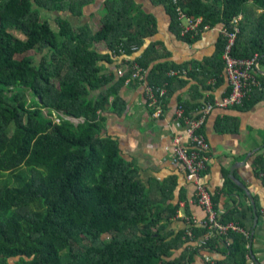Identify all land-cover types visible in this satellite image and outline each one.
I'll return each instance as SVG.
<instances>
[{"label":"trees","instance_id":"1","mask_svg":"<svg viewBox=\"0 0 264 264\" xmlns=\"http://www.w3.org/2000/svg\"><path fill=\"white\" fill-rule=\"evenodd\" d=\"M94 2L0 0V264H193L200 250L188 244L187 229L167 231L179 211V203L172 201L176 182L159 185L162 195L156 196L139 170L122 158L118 143L103 134L101 112L125 107L118 92L129 73L109 86L113 78L102 73L101 63L110 56L95 46L105 44L117 54L123 48L128 56L134 55L133 45L142 49L134 61L148 71L150 85L169 83L170 91L187 80L168 77L174 66L161 61L168 54L159 52L157 43L146 45L156 34V20L135 12L131 0L105 1L97 31L90 25L73 27L61 16L55 31L42 16L49 11L79 17ZM154 2L167 7L180 35L175 8L167 0ZM181 4L189 16L202 17L211 27H230L242 14L233 55H259L264 66V0ZM31 51L42 58L38 61ZM222 62L214 73L204 65L193 67L189 78L219 79ZM258 79L262 89L237 108L249 110L264 101V75ZM54 111L84 122L75 125L61 117L56 123L50 119ZM255 166L264 173L263 156ZM222 219L232 220L230 214ZM192 229L195 240L208 232ZM229 236L230 245L224 237L211 238L207 251L222 256L217 264H247L250 238Z\"/></svg>","mask_w":264,"mask_h":264},{"label":"crops","instance_id":"2","mask_svg":"<svg viewBox=\"0 0 264 264\" xmlns=\"http://www.w3.org/2000/svg\"><path fill=\"white\" fill-rule=\"evenodd\" d=\"M105 1L95 0L84 8L79 17L69 12H47L53 14L56 27L55 19L61 16L73 27L90 25L93 31H97L102 26L100 11ZM131 1L135 12L151 15L156 20V34L147 39L146 45L157 43L159 52L168 54L161 61H169L173 69L185 68L188 77L184 78L187 80L185 84L178 81L171 87L169 95L163 100L165 111L159 119L151 116L143 86L133 83L120 87L118 94L125 107L116 112L109 107L101 112L103 134L118 143L122 158L139 170L140 179L156 196L162 195L159 185L173 186L176 182L172 201L179 203V211L167 231L177 234L186 230L189 218L193 219L197 228H204L206 213L194 202L195 187L173 161V139L184 133V124L176 117L179 106L190 113L204 101L215 102L230 93V85L222 68L219 79L214 77L204 82L203 75L189 78L193 67L202 69L204 65L206 72L218 71L223 63V37L218 30L211 29L189 41L177 33L165 5L156 4L154 0ZM260 13L262 10H257V14ZM95 48L101 54L110 56L109 62H102L101 67L103 74L113 78L109 85L112 86L120 78L121 59L116 58L105 44H97ZM142 52L140 49L132 59L141 56ZM259 74L264 75L261 64ZM224 120L227 121L221 123ZM202 133L209 144V163L204 181L214 198L216 209L223 215L230 214L232 220L239 221L254 235L250 255L261 261L264 258V173H258L255 160L258 156L264 157V101L249 110L215 108L207 118ZM241 185L249 190L252 199ZM254 206L257 208L256 214ZM193 264L206 263L196 256Z\"/></svg>","mask_w":264,"mask_h":264},{"label":"built area","instance_id":"3","mask_svg":"<svg viewBox=\"0 0 264 264\" xmlns=\"http://www.w3.org/2000/svg\"><path fill=\"white\" fill-rule=\"evenodd\" d=\"M174 8L177 18L180 23L181 36L196 38L203 32L216 29L219 31L225 42L222 52V59L224 61V73L230 85V93L215 102L204 101L196 110L187 113L183 106H179L176 112L178 120L184 124V133L177 135L173 139L174 154L173 161L182 169L186 175L187 181L195 187V200L206 213V220L202 227L207 229V234L195 240L193 234V227H196L192 218L188 219L187 237L188 244L193 245L194 249H199L200 256L206 264H217L218 259L222 256L218 253L207 251V243L211 238L216 236L224 237L227 244L233 242L229 236L231 233L244 235L246 238H251V232L245 228L239 221H223V212L216 209L213 196L209 191L205 181L204 173L208 168L209 163V144L206 141L202 128L204 127L207 118L215 108H237L243 107L246 100H248L255 90H261L262 84L258 79L260 72V56L255 55L252 58H236L233 55L236 46L238 35L240 34V26L243 20V15L235 16L230 27L218 26L211 27L204 25L202 17L189 16L182 7V0H167ZM132 53H138L139 48L133 45L130 48ZM116 58L121 59L122 67L118 71L120 77H129L125 81L126 86H130L137 82L143 86L146 95L147 107L151 111V116L159 119L163 116L165 108L163 107V100L168 95L169 83L162 86H153L149 84L147 79L148 71L139 66L132 56L126 55L123 48L119 49V53L112 52ZM168 77L187 78L188 70L185 68L172 69L168 72ZM53 116L50 118L52 119ZM73 118V117H72ZM54 122L59 123L60 118H55ZM68 119V118H67ZM264 213V212H263ZM247 264H264V258L259 261L253 259L251 255L248 258Z\"/></svg>","mask_w":264,"mask_h":264},{"label":"rangeland","instance_id":"4","mask_svg":"<svg viewBox=\"0 0 264 264\" xmlns=\"http://www.w3.org/2000/svg\"><path fill=\"white\" fill-rule=\"evenodd\" d=\"M100 13H101V14H100V15H101L100 18H102V17L104 16V14H105V11H104L103 9H101ZM42 16H43L44 19H48L50 22H52L53 24H51V25H52L53 29H54L55 31H57V29H56L57 27H56L55 24H54L53 14H52V13H49V12H47V11H45V12L42 13ZM12 33H14L17 37H19V38H21V39H24V38H25L21 33L17 32V31H12ZM28 54L31 55V56H34L38 61H39V60L42 58V56H43L42 53H40V52H38V51H31V52H29ZM27 96H28V100H30V99L32 98V95H31L29 92H27ZM44 113L46 114L47 111L45 110ZM52 116H53V117H52V120H54V121L56 120L55 118H61V117L65 118V119L68 118V120H70V121H71L72 123H74L75 125H77L78 123L84 122L83 119H75V118H72L71 116H67V115H65V114H64L63 112H61V111H54ZM48 117H50V115H49ZM50 119H51V118H50Z\"/></svg>","mask_w":264,"mask_h":264},{"label":"water","instance_id":"5","mask_svg":"<svg viewBox=\"0 0 264 264\" xmlns=\"http://www.w3.org/2000/svg\"><path fill=\"white\" fill-rule=\"evenodd\" d=\"M241 187H242V189L246 192V194L248 195V197H249L250 199H252V195H251V193L249 192V190H247V188H245V187L242 186V185H241ZM253 211H254V213L256 214V212H257V208H256L255 206H254ZM253 239H254V235L252 234V235H251V239H250V249L252 248V245H253Z\"/></svg>","mask_w":264,"mask_h":264}]
</instances>
